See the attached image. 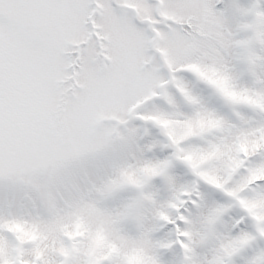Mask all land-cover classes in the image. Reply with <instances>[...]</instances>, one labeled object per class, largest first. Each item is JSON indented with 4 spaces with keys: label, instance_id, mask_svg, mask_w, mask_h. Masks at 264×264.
I'll list each match as a JSON object with an SVG mask.
<instances>
[{
    "label": "snow or ice",
    "instance_id": "6c2138e0",
    "mask_svg": "<svg viewBox=\"0 0 264 264\" xmlns=\"http://www.w3.org/2000/svg\"><path fill=\"white\" fill-rule=\"evenodd\" d=\"M0 264H264V0H0Z\"/></svg>",
    "mask_w": 264,
    "mask_h": 264
}]
</instances>
